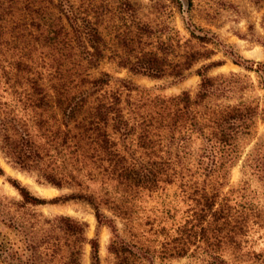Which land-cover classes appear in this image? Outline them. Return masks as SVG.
I'll return each mask as SVG.
<instances>
[{
  "label": "trees",
  "instance_id": "trees-1",
  "mask_svg": "<svg viewBox=\"0 0 264 264\" xmlns=\"http://www.w3.org/2000/svg\"><path fill=\"white\" fill-rule=\"evenodd\" d=\"M170 1L191 6V0ZM133 11L129 0H0V154L38 183L69 190L45 200L10 179L19 195L10 205L84 202L96 226L109 232L106 264L195 255L220 263L226 249L236 253L264 225L247 201L245 180L236 195L221 193L264 106L244 95L248 85L236 73L208 75L223 63L209 60L220 45L213 32L187 16L185 37ZM224 54L255 72L264 92V64L251 68L232 51ZM102 60L171 83L199 64L192 71L199 81L193 93L164 94L128 77L94 74ZM242 167L264 178V136L244 154ZM168 187L169 201L148 204ZM170 210L180 216H168ZM13 212L0 224L16 230L36 216ZM54 219L72 243L85 240L84 222ZM87 242L90 264H101L97 239ZM56 244L52 239L46 252ZM28 246L0 244V251L21 254ZM79 255L78 246L67 251L68 264H79Z\"/></svg>",
  "mask_w": 264,
  "mask_h": 264
},
{
  "label": "rangeland",
  "instance_id": "rangeland-1",
  "mask_svg": "<svg viewBox=\"0 0 264 264\" xmlns=\"http://www.w3.org/2000/svg\"><path fill=\"white\" fill-rule=\"evenodd\" d=\"M74 1V0H72ZM134 4V11L131 14L149 17L156 20L157 23L163 22L168 27H173L180 35L187 37L183 22L187 16L193 24L208 29L213 32L220 45L214 50V54L209 60H222L219 66L211 68L207 73L214 75L216 73L227 74L236 73L246 83L244 95L256 97L259 107L264 106V92L257 83L256 73L252 70L244 69L242 66L233 64L230 56L224 54V50H230L242 59L249 60V63L243 65L254 68L256 63L264 64V26L261 25V16L264 12V0H191L189 9L178 8L170 0H129ZM211 48V45H208ZM208 61V60H206ZM205 61V62H206ZM199 64L191 68V72L180 82L171 83L168 78L149 79L147 77L131 75L125 69H120L114 63L108 60H102L94 74L100 71H106L113 77H128L136 85L146 88H157L164 94H176L182 90H188L193 93L199 76L192 72ZM264 136V116L258 115L255 118L253 133L248 138V143L242 149L239 160L230 168L221 193H227L233 190L232 195H236L243 180L246 181L245 193L249 201L264 216V178H257L250 175L249 172H243L242 160L244 154L251 148L253 143L262 139ZM0 218L5 219L12 215L10 212L14 209V216L21 212L34 213L36 216L28 223L22 225V228L16 227V230L6 228L0 224V244L13 246H22L28 244L27 251L21 254L0 251V264H68L65 257L67 251L71 248L79 247V264H90L89 244L87 240L96 238L98 243V255L101 264H106L108 259L105 246L108 241L109 232L105 226H96L92 210L84 202L68 200L56 203H44L35 206H27L25 209H19L10 205L11 201L19 200L17 191L11 186L8 180L13 179L19 185L25 187L31 194L48 200L61 194L69 192L66 188L57 189L55 187L38 183L33 174L14 168L0 154ZM172 195V188L168 187L164 192L157 193L154 200L149 201V205L161 207L160 205L169 201ZM9 206L8 208H6ZM178 218L179 211L170 210L168 216ZM69 216L81 222L85 227L83 236L85 240L80 243H72L70 237H65L57 226L54 219L56 216ZM17 229L26 232L25 237L16 234ZM264 225L253 233L252 238L244 244L235 254L226 249L222 253L223 261L217 264H264ZM56 238L58 250L56 247L53 252L50 251L51 240ZM32 247V248H30ZM45 247L50 249L45 250ZM162 264H205L201 256H184L176 258Z\"/></svg>",
  "mask_w": 264,
  "mask_h": 264
}]
</instances>
